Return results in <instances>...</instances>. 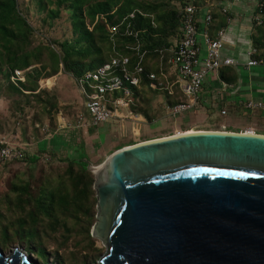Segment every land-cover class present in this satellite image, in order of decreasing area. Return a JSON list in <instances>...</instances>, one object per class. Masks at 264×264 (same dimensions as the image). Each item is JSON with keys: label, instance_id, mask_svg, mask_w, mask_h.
I'll list each match as a JSON object with an SVG mask.
<instances>
[{"label": "rangeland", "instance_id": "rangeland-1", "mask_svg": "<svg viewBox=\"0 0 264 264\" xmlns=\"http://www.w3.org/2000/svg\"><path fill=\"white\" fill-rule=\"evenodd\" d=\"M136 1L152 7L149 13H145L149 14L151 27L162 28L153 35L170 43V47L173 37L168 34L163 36L160 31H164L165 24L158 19L162 18L160 15H166L175 4L171 0ZM196 1L199 3V0ZM67 5L65 2L58 6L56 15L52 16L48 10L55 6L49 0H15L17 13L29 26L22 49L33 51V55L26 67L15 69L20 71V79L13 78L14 70L12 72L8 62L0 59V147L6 145L15 152V156L8 160L0 159V227L11 223L21 214L15 204L19 194L13 190L14 185L24 184L29 198L37 197L42 188H58L60 192L67 191L68 194L72 192L62 172L66 159L76 157L77 143L74 138L79 139L81 132L75 130L74 123L78 122V116L82 113V99L75 77L64 69L61 61L55 65L50 55L52 51L60 57V43H72L75 37L70 27V9ZM121 23L112 24L113 27L107 23L105 26L112 48L116 43L114 35H120L123 31L120 29ZM260 26L262 32L257 31L254 35H260L264 40V24ZM93 45L99 48V54L82 58L72 55L70 59L88 61L93 57L104 58L108 54L107 43L95 33ZM168 46L156 59L152 57L150 61V67L156 69L157 80L161 81L157 90L151 91L140 85L134 96V104L128 110L122 109L119 115L112 116L104 123L88 124L86 131L82 132V139L85 137L87 140L83 152L86 151L93 159V165L99 164L103 160L101 156L117 146L185 131L250 132L264 135V113L247 112L240 105L238 110L214 105L170 116L167 106L179 102L180 94L172 84L174 75L167 61L170 55ZM258 50L264 52V46L261 44ZM22 77L24 86L14 90L12 83L17 85ZM104 124L111 133L105 140L95 138L97 128ZM58 134L59 137L71 135L73 141L55 147L51 139ZM86 158L89 161L87 155ZM81 205L82 209H88L87 216L83 211L68 210L57 214L55 222L41 217L36 224L38 235L31 244L12 239L0 244V251L7 254L13 248L20 249L38 264H97L105 251V244L91 236L89 231L95 215L94 191L87 195ZM34 244L44 248V259L36 257Z\"/></svg>", "mask_w": 264, "mask_h": 264}, {"label": "water", "instance_id": "water-1", "mask_svg": "<svg viewBox=\"0 0 264 264\" xmlns=\"http://www.w3.org/2000/svg\"><path fill=\"white\" fill-rule=\"evenodd\" d=\"M85 162L97 264H264L263 134L176 133ZM0 264L38 263L13 248Z\"/></svg>", "mask_w": 264, "mask_h": 264}, {"label": "trees", "instance_id": "trees-1", "mask_svg": "<svg viewBox=\"0 0 264 264\" xmlns=\"http://www.w3.org/2000/svg\"><path fill=\"white\" fill-rule=\"evenodd\" d=\"M49 1L55 6L54 9L48 10L49 15L52 16L56 15L58 6L65 2L68 3L67 6L70 9V27L75 34L72 43L66 41L60 43V57L50 51L52 62L55 65L57 61H61L64 69L70 71L75 78H78L84 72L94 70L98 65L107 61L110 56L118 54L128 58L127 68L130 70L137 61L138 55L141 54L140 65L142 66V71L139 74L138 85L131 86L125 83L131 91L128 108L134 104V96L137 94V88L140 85L145 86L151 91L157 90V87L154 86L155 81L148 79L145 74L149 71L156 72V69L153 70L150 67V61L153 60L152 57L156 59L170 43L164 42L158 35H153V33H159V30L162 28L153 29L151 27L149 14L145 13H149L152 7H148L149 5L136 0ZM131 11H134L133 17L125 18L120 25V29L123 30L126 23H128L130 34H115L116 43L112 48L108 41L106 24H118ZM160 16L162 18L158 20H162V23L166 25H164V31L160 32L163 33V36L167 34L172 35L174 39L177 34L180 10L173 6L166 15L162 14ZM262 24H264V18L260 24L256 25L255 32H262L260 26ZM28 33L29 26L25 19L17 13L15 0H0V59L8 62L10 70L26 67L30 56L33 55V51L22 49L23 42L27 39ZM94 33L107 43L106 50L108 54L104 58L93 57L88 61H80L78 58L70 59L72 55L82 58L90 54H99V48L93 45ZM260 37V35H253L252 46L256 50L253 57L264 59V52L260 53L258 50L261 44L264 46V40ZM131 46H133V49ZM218 77L221 80L232 82L235 80L236 72L233 67L223 66L218 69ZM23 81L24 77H22L21 81H17V85L12 83V88L14 90L20 89V86H24L22 84ZM118 95L119 92L113 93L114 97ZM182 100L183 97L180 95L179 102ZM85 159L87 158L83 151L79 152L76 157L66 159V165L62 174L68 181L72 191L71 194H68L67 191L60 192L58 188L48 190L42 188L37 197L29 198L24 184L14 185L13 190L19 194L16 197L15 204H17L16 206L21 211V214L17 215L11 223L0 227V244L12 239H17L26 245L31 244V241L38 235L36 224L41 217L49 219L50 222H55L57 214L67 212L68 210L83 211L85 216H87L88 209H82L81 204L87 195L93 193V174L87 169ZM33 248L38 259L45 258L46 253L41 245L34 244Z\"/></svg>", "mask_w": 264, "mask_h": 264}, {"label": "built area", "instance_id": "built-area-1", "mask_svg": "<svg viewBox=\"0 0 264 264\" xmlns=\"http://www.w3.org/2000/svg\"><path fill=\"white\" fill-rule=\"evenodd\" d=\"M171 2L180 10V16L177 34L169 47L170 55L167 61L174 75L172 84L183 97L182 101L167 106L168 114L174 117L184 111L197 109L201 105L200 91L209 80L217 81L220 84L219 89L223 90L227 87L228 84L218 77V69L238 63L232 57L222 53L224 29L219 28L213 34L209 33V25L212 21L210 8H201L194 4L193 0H171ZM133 15L134 11L127 13L120 22ZM263 18L264 0H255L252 21L258 25ZM110 27L113 26L110 25ZM113 29L115 31V28ZM123 34H130L128 23L120 33V35ZM254 53H256L255 48L250 46L245 51L246 60L238 65L245 69L264 67V59L254 58ZM140 59L141 54L129 70L126 56L112 55L94 70L86 71L75 78L82 99V113L78 116V125H98L108 121L112 116L119 115L122 109L128 110L131 91L125 83L131 86L138 85L139 74L142 71ZM19 74L20 71L14 70L12 77L20 79ZM145 75L148 79L155 81L154 86L157 88L161 85L155 72L149 71ZM114 92H119V95L114 97ZM237 105L249 112L264 111V77H262L258 94L238 100ZM13 156L15 152L10 147L6 145L0 147V159L8 160Z\"/></svg>", "mask_w": 264, "mask_h": 264}, {"label": "crops", "instance_id": "crops-1", "mask_svg": "<svg viewBox=\"0 0 264 264\" xmlns=\"http://www.w3.org/2000/svg\"><path fill=\"white\" fill-rule=\"evenodd\" d=\"M193 2L201 8H210L212 21L209 25V33L213 34L215 30L223 28L224 42L222 53L232 57L239 65L242 64L246 60L245 51L252 46V38L256 30V25L252 21V15L255 10V0H206L204 2L199 0V3L193 0ZM238 64L229 66L234 68L236 77L232 82L222 80L228 84L223 90L219 89L220 84L214 80H209V82L203 85L200 91L201 105L198 107L199 109H204L206 106L215 107L217 105L216 107H219V105H225V107L238 110L240 109L237 105L238 100L247 99L258 94V90L262 85V77H264V67L260 66L245 69ZM252 113L260 114L264 113V111H252ZM87 125L88 124L78 125L74 123L75 130L79 133L81 132L79 139L77 137L74 138V141L77 143V150H75L76 155L85 149L84 146L87 140L85 137L82 139V132L84 130L86 131ZM106 126V124L102 127L99 126L100 128H97L98 133L94 135V137L105 140L111 133ZM53 136L51 141L53 140L52 144H54L55 147L61 146L58 144L66 145L67 142L69 144L73 141L71 135H65L63 136L64 138L61 137V135L59 137V134ZM117 147L113 148L111 151ZM84 152L88 156L90 163L93 164V159L89 157L86 151ZM105 156L103 155L101 158L103 157L104 159Z\"/></svg>", "mask_w": 264, "mask_h": 264}, {"label": "bare ground", "instance_id": "bare-ground-1", "mask_svg": "<svg viewBox=\"0 0 264 264\" xmlns=\"http://www.w3.org/2000/svg\"><path fill=\"white\" fill-rule=\"evenodd\" d=\"M188 132H193V131H185V132H181V133H188ZM244 133H250V132H244ZM179 134V133H178ZM253 134V133H252ZM97 165H93V164H90L89 167L90 168H95Z\"/></svg>", "mask_w": 264, "mask_h": 264}]
</instances>
